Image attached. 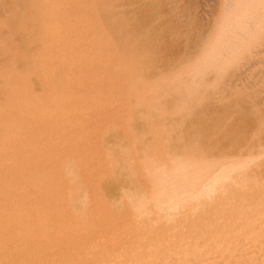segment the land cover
I'll use <instances>...</instances> for the list:
<instances>
[{
	"label": "rangeland",
	"instance_id": "obj_1",
	"mask_svg": "<svg viewBox=\"0 0 264 264\" xmlns=\"http://www.w3.org/2000/svg\"><path fill=\"white\" fill-rule=\"evenodd\" d=\"M23 1L24 0H12V1L11 0H4L5 4L8 3V8H6V6L4 5L2 0H0V4H1V2L3 4V5L1 4L0 6L5 7V9H3V7H0V12L1 11H2V13H3V11L9 12L7 14L4 13L5 14L4 16L8 15V17L6 16L7 18L3 17L2 16L3 14L0 13V14H2V15H0V25L3 24L0 26V30L2 28L1 31L3 32V33L0 32V35L4 36L2 38L3 40L6 39L7 41L9 40L10 43L12 42L11 45L13 44L14 49L16 46H17V48L18 47L20 48L18 50L11 49V48H13V46L12 47L10 46L11 48L8 47L10 44H6L7 43L6 40H4V41L0 40V42L2 41L1 42L2 45L3 44L5 45V46L4 45L2 46L0 44V46L2 47V49L0 48V50L3 51V48L6 49L4 51L8 52L7 53L8 55H11V53L15 52V54L13 53L14 55L12 54V56L9 57L11 59H12V57L14 59L17 57V55H19L20 59L18 57L16 58V60L18 59V62L16 64L17 70L19 72L22 71L20 73H22V75H24L26 78L29 75L31 76L29 81H24L25 77L22 76L24 78H23V83L22 82L21 83H22V86H24V84L26 82L27 84H25V86H29L31 84L29 87H31V86L33 87V88L32 87L29 88V87L24 86L27 89L29 88L28 90L31 91V92H27V96L29 93V97H27V96L26 97L30 98V96H31L30 93H31V94H33L31 96V98L33 99L36 97L35 98L36 100L33 99V101L31 102V99L29 101L25 96L24 97H25V100L26 99L28 100L27 103L29 104V106L33 105L34 103L36 104V105L34 104V107L36 106L34 108L35 112L37 109H38L37 112L40 113V111H41V113L39 114V118H37V116H36V117H34L35 119L33 118V116H35L34 114H36V113L33 114L34 110L32 113H30V114H33L32 115L33 120H36L37 124H35V125L36 126L39 125V129H40V123L41 122H43L45 124L48 123L49 125H51L50 127L53 126V129H54V127H56L57 125H60L61 122L63 121V126L65 124H67L68 127H70L69 128L70 130H71L72 126L75 127L74 131L76 130V128L78 129V130H76L77 131V133H76V131L75 132L73 131L74 127L72 128V131L75 134L74 135L73 133L67 132L68 128L65 125L66 129L64 131V134H65V132H67L65 134V137H62L63 134L60 133V135H59L60 137L58 138V135H57V134H59L58 132L65 128L62 125L58 126L59 128L63 127V128H60L59 131H58V128L56 130H53V131H52V129L49 128L51 130V132H50L47 130L48 129L47 128L46 129L48 131L47 134L51 133L50 135H47V137L44 136L46 131L44 130L43 127H41L40 130H42V129L44 130V135H42L43 132L41 133V131H40V133H41V135H40L38 132L39 130L36 129L38 127H35L34 129H36V132H38V134L40 136L44 137V140L41 141V139H43V138L41 137V139H40L39 135L36 133V137L38 136L37 137L38 140H35V138H36L35 137L34 140L36 142L35 141L34 142L35 143H37V141L40 142L39 144L37 143L38 145L36 144L37 146H39L41 144L38 147V150L36 149L37 146L32 143L31 146L28 144V147L32 148L34 145V147H33L34 149L31 152H29L28 151L29 148L26 147L27 144H25L26 142L22 143L23 145H25V149L28 148L26 150L27 152L25 151V149H23L25 153L29 152L31 154L33 152L32 154H34L36 152V154H34V156L31 154L34 159L29 155V153H28L29 156L24 153L27 156V157L23 158L24 159L23 165L26 168L24 166L23 167L25 168L26 172L28 171L27 169L32 168V167L30 168V166H29V165H31V161L34 162L33 160H35L40 155H43V153H44V155H43L44 159L47 158L45 163L49 160L48 159L49 156L52 158V159L51 158L50 159L53 161V162L49 161V163L47 162L48 163L47 166L45 163L40 165V161L37 162L42 167H39V165L37 163L36 164L34 163L35 165L33 164V166H34L33 170L35 169L36 165L40 169L36 168V173H35V170L32 171V169H31L29 171L34 172V174L33 173L30 174L29 172H27V173L24 172V168H23L22 175L24 173H26V175L30 174V177L34 175V177L36 179H38V181H39V182H36V180L33 178L35 181L34 184H36V186H37L42 181L43 178H45L48 175L50 176V174L52 172L59 170L60 174H59V172L56 171L57 173L54 172L51 174L52 177L48 176L49 181L47 180V178H45L46 181H48V182L44 181L43 183H46L47 188L49 186V183L51 185L54 184V183L53 184L51 183L50 179H52V182H56V181L58 182V183L57 182L55 183L54 188H55L56 184L58 186V184H61L62 181L64 180L63 183L61 184L62 186H59V187H61L58 189L59 192H57V189L55 190L53 188V190H52L50 187L48 188V191H46L47 188H42L44 186L43 183H41L42 184L41 187H39L40 185L38 187L33 186L34 185L32 182L33 179L28 177V175L26 176L28 179L25 181H28L29 179H31V181L26 182L27 185H25V186H27V189H31L30 191L26 189V192L28 194H31L32 192L34 194L35 191L37 192V190H40L42 188L41 189L42 191H40V193H39L41 195L38 194L37 196L44 198L45 194H43V193H46L47 196H49V198L45 197L44 200L45 199H47V200H45L44 202L49 200L48 204H50L49 202L51 200L50 198L52 197V195H53L52 198H54V196H56V198L58 199V200L56 199L58 201V203H55V205H53L54 209L52 208V206L50 204L49 205L50 209L55 210V207H57L56 205H59V201L61 200L60 201V207H58L56 210H58L57 212L60 211L59 214H61V212H63L65 214V212L68 211V214L66 213L64 216H65V218H67V220H69V219H71V214L74 215L73 212H75V214H79L80 212H82V210H86L87 208H90L87 210H91L92 208L94 210L95 209L97 210V209L101 208L99 203H102V201H103V203H102L103 205L105 203L106 209H104L105 206H103V208H101V211H105L109 207L108 209L110 211L112 210L115 214L117 212L126 213L128 211H131L133 208L135 209V207H137V208L138 207H142V208L147 207L145 203H143V202L138 203L136 197H134V196L131 197V195H130V193L131 194L136 193L134 191H136L137 188H138V190L142 189L140 184L138 182H136V180H137L136 176L137 175L139 178H141V177L145 178L146 177L149 180H153L151 178H155L156 176L164 177V178L165 177H171L172 178V177L180 176L181 174L185 173L186 170L183 167H185L187 165V163H196V162L198 163V162H201L203 160H208L209 158L207 156H209V155H208L207 151L211 152V153H209L210 154L209 157H211V159L213 157H216V158H214L215 160H229L230 159V160H233L234 162L238 161V162H241V163H239V166L241 165V167H244L245 163L248 164L247 168L245 166V169L244 168L242 170L239 169L245 173L250 172L251 170H253V168H255L254 170H257L256 168L258 167V163L264 161V155H263L264 153L262 152L264 150V76H263L264 75V73H263L264 72V55H263L264 54V0H243V1L242 0H227V1L226 0H206V1L205 0H73L74 2L71 0H68V1L73 2V4L71 2H67L68 6H69V4H72L73 8L71 6V9H72V11H71V9L69 7L66 8V6L64 5L66 8L65 11H68L70 9V13L68 12L69 15L71 16V14H74L71 17L74 20V21L72 20V22L75 23L74 24L75 29H77V26L79 25V24L76 25L79 20L85 19L86 21L84 20V22H88V23H86V27H84L83 25H85V24H82V23H81L82 25L78 26L79 30L83 26V28H81V31H79V32L80 33L84 32V34H86L84 37V36H82L84 34L79 33V36L80 37L82 36L81 42H83L84 40H87V41H84L85 43L83 42V44H81V42L77 43L79 40L76 42H74V40H73V42L71 41L73 44L69 43L67 40L68 39V37H67L68 33H71L70 36H73L75 34L73 31H71V28H70V31H69V29L64 28L63 30H64V32L66 30L65 34H67V35H65L63 37L66 39L60 40V42H59L60 44H58V49H60V47H61L62 50L64 49L67 51L69 46H70V48L74 47V48H72V50L73 51L76 50V52L78 51V53H75V51L73 52L72 50H69L70 52L75 54V55H73L74 57L71 54H70V56H72L73 58H79L80 59L81 57L78 56V54L80 52L79 49L82 48L85 44L83 49L85 47H88V48H87V50L81 49L82 50L81 53L83 51H85L87 53L85 55L86 56L88 55V56L86 57L84 55V58L86 60H88L87 61L88 64L86 63L85 59H82V60H84L85 63L80 60L82 62V63L80 62L81 64L79 63V61H76V59H75L74 62L78 63L81 66H79L78 64L76 65L74 62L71 61L75 65L71 63L72 67H68V69H67L66 68L67 64L64 61L67 62V61L72 60V59H70V58L67 59L66 57H70V56H65V58L67 59V60H65V58L63 56L61 57L60 50H59V54H58V51H56L55 54H53L52 58L47 61V62H50V64L45 62V63H47L46 65H50V66L52 65L50 68H52V69L54 68V70L51 71L52 75H53L52 79H51L52 81L44 79V78H48L50 76L49 70H46V72H43L44 74H42L41 76H37V74L35 75L34 71L32 70V66H31L32 61H29V60H36L35 55L37 54L38 50L35 53V50L37 48V44H35V43H36V40L39 38L37 34H35L36 36L35 35L33 36V34H32V29H34V27H35L34 26L35 24H33V22L36 23L38 20L37 19L38 17L35 14V12L33 11V8L35 9V7H38L39 4L35 6L36 3H34L33 0H25L24 2ZM62 1L63 0H55V1L52 0L50 2L49 0H47V1L45 0V3L48 2L47 3L48 7L51 5L50 3H53L54 6H50V8L54 7L53 12L54 11L59 12V10L62 7L61 8L59 7L57 10V7H55V6H58V5H55V4L57 2L59 3V5L61 3L66 4V2L64 3V1L63 2ZM20 2L24 3V4H21ZM17 3L21 4V5H18ZM45 3L43 4L42 1L40 2V4L42 5L43 8L46 5ZM62 4L60 6H62ZM82 5L86 6L85 10H84L85 6L83 7ZM15 7H16V9H15ZM79 7H82L83 9H79ZM18 8H20V9H18ZM55 8L57 11L55 10ZM79 10H82L83 12L85 11L84 13H86V14H82L83 12L81 13V11H79ZM12 12H13V14H12ZM10 13H11V15H10ZM81 15H84V16H81ZM1 16L3 19L1 18ZM29 16H31L33 18L34 17H37V18L35 20V18L32 19L30 17L32 19L31 20V19H29ZM74 16H76L77 18H75ZM77 19H79V20H77ZM82 20H81V22H82ZM14 22H16V23H14ZM256 22H258V23H256ZM25 23H27L28 25H25ZM73 23H72V25H73ZM19 24H20V26H19ZM31 24H33V25H31ZM23 25H25V26H23ZM36 25H37V23H36ZM72 25H71L72 30H74L75 33L77 34L78 33L77 30H75L74 26H72ZM23 27H27V28L25 29ZM4 28L8 34L5 32ZM84 28H85V30H82ZM26 31H28V32H26ZM33 32L37 33V30L34 29ZM23 33H25V34H23ZM29 34H30V36H29ZM7 35L9 37V39L6 38ZM21 35H22V38H21ZM1 36H0V39H1ZM75 36H76V38H75V40H76L78 36L77 35H75ZM15 37H17L18 39L17 38L15 39ZM32 37H35V38L32 39ZM74 37L73 38L70 37V40L74 39ZM80 37L78 39H80ZM23 38H24V40H23ZM27 38L30 39V41H28ZM60 38H62V35ZM82 39H84V40H82ZM17 40H18V43H17ZM9 41H8V43H9ZM202 41H204V42L202 43ZM25 42H27V43H25ZM37 42H38V40H37ZM66 42H68V45H66ZM74 43H76V44H74ZM86 43L88 44L87 46H86ZM17 44H19V45H17ZM80 44H81V46H80ZM6 45H7V47H6ZM30 46H31L30 49L34 50L33 52L29 49ZM8 48H10V49H8ZM26 50H28L30 52V55L27 54L29 52ZM4 51L2 53H4ZM24 52H26V53H24ZM33 54H35V55L33 56ZM56 54H57V56H56ZM83 54H81L80 56H83ZM150 54H151V56H152V54H154L153 55L154 57L153 56L150 57ZM2 55H3V58H6L5 61L2 60L3 59ZM4 55L5 54H1V52H0V57L2 58V59L0 58V66L4 65L5 63H7L6 61L9 60L8 55L7 56L6 55L4 56ZM24 55L27 57V60L29 57L28 63L26 62V59H25L26 57ZM183 55L187 58H185ZM54 56H56V57H54ZM58 56H59V58L60 57L63 58L62 60L59 59V60H61L62 63L58 62V60H56L58 58ZM76 56H78V57H76ZM23 57L25 59L24 60L25 62L21 61V60H23L22 59ZM53 57H54V59H53ZM153 59H155V60H153ZM182 59H183V61H181ZM53 62L54 63L58 62V63H57V65L53 66L54 65ZM148 62H149V64H148ZM63 63L66 64L65 67L62 68L64 70L63 73H65V74H61L62 70L61 69H60L61 71L59 70V66H61L60 64H62V66H64ZM67 63H69V62H67ZM71 64H69L68 66H71ZM85 64H86V66L90 65L92 68L87 67L88 69L86 70ZM82 66L85 67V68H83L84 70H86L85 73L90 71L89 68L91 69V72L95 73L94 74V73L90 72L91 76L93 74L92 77H96L98 80H99V78L102 77L101 78L102 81L101 80L99 81V83L101 82V84L99 86H101L102 84L104 86L103 87L101 86L100 88H99V86H98V88L96 87L97 88L96 90H98V89H100V90H99V92L97 91L98 93L94 92L96 94L95 96H94V93H92V91L95 90L94 87L97 85L98 80L93 79L92 81H90L89 79H91L92 77L90 78L88 73L85 75V76L88 75V77H86V79H88V80L85 79L87 81V83H86V81H85V83H82V81L84 79H82L83 77L81 78V76H79L80 78L78 79V83L79 82L82 83L83 86L81 88H83V89H81V88L79 89L80 86L77 87L78 84H76L75 90H77V88H78L79 93H80V91H82V90L83 91L84 90L89 91V89H90V90H92L91 91L92 94L87 91L86 92L87 94L84 95V94H82L83 92L81 94H79L77 91H75L78 93L75 95V92H72V91H74V88L72 87L73 83H75L74 77L77 78L78 77L77 75H80V73H81V75L84 74V70L81 68ZM251 66H253V68H251ZM143 67H144V69H143ZM47 68H49V67H47ZM69 68H71V69H69ZM78 68H80L82 70L79 69L78 70L79 73L77 72L76 73L77 75L75 74L76 76L73 77L74 81L72 83V86H71V83L67 84V83L71 82L70 79L67 80L69 78V76L68 75H67L68 77H63V76H66V74H67L66 72L68 70L72 71V69H74L75 70L74 72H76ZM95 70L97 73L95 72ZM173 70H174V72H173ZM43 71H45V70H43ZM32 72H33V74H32ZM47 72H49V73H47ZM55 72H57L59 74V75L57 74L58 77L61 75L59 77L60 79H61V77L63 78V80L65 78H67L66 80L68 82L66 81V84L70 85V87H72V91L70 89V91L72 93L69 94V92H68L69 87L66 86L65 83H60V81H58L59 79H58ZM74 72H73V74H71L72 72H68V73H69V75L71 74V76H73ZM26 73L28 75H25ZM44 75H45V77H44ZM54 75H56L58 80L54 79L55 78ZM217 75H219V76H217ZM22 77H20V78L22 79ZM218 78H220V79L218 80ZM44 80L47 83L48 82L51 84L54 83L53 84L54 86L57 85L58 83H60L62 87H64V85H65L67 87L66 88L67 90L65 89V91H67L70 96H71V94L75 95V98L72 95V97L74 98V101H72L73 98H72V100H71V98H70V100H67L66 97H68L69 95L65 94L66 96H64V98L66 100L62 99V101H61V99H60V101H61V102L59 101L60 104L57 103V105L59 104L60 108H62L63 106L64 107L66 106V105L62 104L63 101H66L65 103H67V105L69 104L70 106L69 105L68 106L70 108L73 107L74 109L72 108V110L74 111L75 110L74 104L76 106V103H77V102L76 103H74V102H75V100L79 99L80 100V102H78L79 106H76V107L77 108L81 107V110H80V108L78 110V112L79 111H81V112L78 113V112L74 111L72 113V110L70 109V111H71V113H70L69 109H68L69 107L68 108L66 107V111L68 109V112L64 111L65 112L64 113L62 111V109H59V113L57 114L58 109H55L56 107H54V105L59 100L60 96L63 97L61 92H65V91L63 89L59 88L60 89L59 92L61 94L60 95V94H58V91H57V90H59L57 88L58 85L56 86V88H57V90H56V89H53V86L51 84H50L51 87L50 86L49 87L52 88L53 90L51 89L49 91V89H48L49 87L48 88L45 87L46 85L48 86L49 83L48 84L46 83V85H44ZM54 80H55V82H54ZM63 80L61 79V82H63ZM94 81L97 83H96V85H94V83H93L94 87L92 88V87H90V84H92V82H94ZM240 81H242V82H240ZM76 83H77V81H76ZM168 83H170V84H168ZM188 83H190V85ZM62 84H64V85H62ZM20 85L21 84L19 83V87H21ZM79 85H81V84H79ZM86 85H88V86H86ZM195 86H196V88H195ZM24 87H23L22 91L24 90ZM88 87H90V88H88ZM160 88H162V89H160ZM43 89L45 91L44 96H43V93H44ZM197 89H199V90H197ZM61 90H63V91H61ZM48 91L49 92L52 91L50 94L54 95V96H52L53 100L55 101V103H53V107H52V105H50V103H51L50 99L52 100L51 96H50L51 98H49V100L41 102L42 98L45 96H46V99H48L47 98V95L49 94ZM7 93L8 92H6L4 86L0 88V102L1 103L4 102L3 99ZM24 93H25V91H24ZM55 93H57L59 95L58 98H56L57 95ZM201 94H203V95H201ZM24 95H26V93ZM34 95H36V96L34 97ZM79 95L80 96L82 95V96L80 97ZM86 95L91 96L93 101L99 100V102H101V100H102V102H103L102 105L98 103L99 105H96V106H95V104L97 102L95 104L93 103L94 105L92 104V101H91V103L87 102L88 106L90 103L89 107L92 106L90 108L91 110L96 107L97 113H96V111H92V112H95L94 114H92V112L89 111L88 106L80 104V103H83V101H81V99L84 100V103L86 102ZM193 95H195V96H193ZM37 96H38V98H40L39 100L37 99ZM76 96H77V98H76ZM84 96H85V98H84ZM89 96L87 98L88 99L87 101L92 100V99L89 100V98H90ZM78 97H80V98H78ZM186 97H187V99H185ZM240 97H241V99H240ZM54 98H56V99H54ZM34 100H35V102H34ZM49 101H50V103H49ZM71 101L73 102V104L70 103ZM46 102L49 103L48 106L50 109H51V107H52V109L53 108L55 109L54 110L55 113L50 112L53 110L47 109L48 110L47 111L46 109H44V104L46 105ZM235 104H236V106H235ZM104 105L107 107V109ZM97 106H99V108ZM64 107H63V110L65 109ZM100 107L102 109H104L105 112H104V110L102 112V109L100 111ZM103 107H105V108H103ZM165 107H166V109H165ZM41 108H42V110H44L43 112H42ZM45 108H47V107H45ZM97 108H98V110H97ZM190 108H192V109L190 110ZM25 110H28L27 107ZM60 110H61V112H60ZM143 110L144 111L146 110L145 111L146 113ZM171 110H172V112H171ZM179 110H180V112H179ZM30 111H32V110H30ZM49 112L51 114H49ZM83 112L85 113V114H83L84 115L83 118L86 119L87 122H89L88 124H87V122L84 121V119H80V117L78 116V115L81 116L80 113H83ZM26 113L28 114V111H25V114ZM88 113H89V115H86ZM142 113H143V115H142ZM173 113H174V115H173ZM184 113H185V115H184ZM52 114L53 115L57 114V116L59 117L58 119H60V117H61L62 120L58 121L57 117H55V115L53 116ZM60 114H62V115L59 116ZM96 114H99V115L96 116ZM108 114H110L111 115L110 117L113 118V122L116 120V118H117L118 122L116 120L113 123L112 119L111 118L109 119ZM168 114L170 115V117ZM186 115H187V117H186ZM87 116H88V118H86ZM107 116H108V119L110 120L109 125L107 124L109 121L108 122L105 121L107 119ZM232 116H235V117H232ZM25 117H27L29 119V118H31V115H30V117H28V115L27 116L24 115V119H25ZM98 117H100V119H99L100 122H102V119H104L103 122L105 121L106 123L102 122V124H104V125L106 124V128H105V126L103 127V125H101L99 123ZM105 117H106V119H105ZM180 117L183 119H180ZM27 118H26V122L24 119H23L24 121L23 120L22 121L25 122L26 124L28 123L27 125H29L32 121H31V119L27 121ZM81 118H82V116H81ZM161 118L163 120H161ZM38 119H41L39 121L40 123L38 122ZM91 119L92 120L96 119L97 121L94 120V122H93ZM133 120H134V123H132ZM151 120H153V121H151ZM29 121H31V122L29 123ZM23 122H22V125H23L22 131L24 129ZM91 122L94 124H92ZM89 124L94 125V126H90ZM114 124H116L115 125L116 127H119V128L121 127L120 128L121 132H124L127 129L129 132L125 131V133H127V134H124V133L121 134V132L119 131L120 129L118 130V128H115ZM150 124L152 126H150ZM27 125H25L26 126L25 128H28ZM35 125L33 123V126L31 125V127H29V129H28L29 133L32 132L30 130ZM107 125H108V128H107ZM125 125H127L126 126L127 128H125V130H124L122 128V126L124 127ZM200 126H201V128H199ZM92 127H94V128L96 127L95 129H97V128L99 129V127H102L103 129L100 128V130L102 132L97 129L98 131H100L99 133H101V134L98 135L99 133H96L95 130L93 131L94 128H92ZM146 127L147 128L149 127V128L146 129ZM151 127H152V129H153V127L155 129V127H156V131L154 129L151 131V129H150ZM160 127H161V129H159ZM221 127H224V129ZM149 129L153 133L152 137H149L152 135V133H150L148 131ZM79 130H81V131H79ZM110 130H111V132H110ZM113 130H114V132H113ZM158 130H160V131H158ZM190 130H191V132H190ZM199 130H200V132H199ZM24 131L26 134L23 132L24 133L23 137L28 138V139L33 137L34 132L29 134V133H27L26 129H24ZM72 131H70V132H72ZM78 131H79V133H78ZM90 131H93L95 133L93 134V132H92V134L90 136V135H88V134H90ZM130 131H131V133H130ZM144 131H145V134L143 133ZM166 131H168L170 133V135L172 133L174 135H171V137H170L169 133ZM52 132L53 133L56 132L57 134L53 135ZM80 132H82V134ZM136 132H139V133H136ZM146 132H147V134H146ZM218 132H220L221 135ZM103 133H104V135H106V133H107V135L102 136ZM132 133H133V135L139 134L140 137H139V135L138 136L137 135L132 136ZM162 133L164 135H162ZM165 133H166V135H165ZM187 133L189 135H187ZM28 134L31 137L30 136L26 137V135H28ZM71 134H73V136H75V139L73 138V136ZM76 134H80V136L77 138ZM86 134L88 136L92 137V140L94 138L95 139L97 138V140H98V137H99L100 143H99V141L97 142L94 139L92 142L95 141L96 143H94V146H93V143L91 142L90 137L89 138L86 137V140H88V139H90V140H88L87 141L88 143H85V145H84V143L83 144L80 143L79 141H81V140L83 141L84 135L87 136ZM193 134H195V135H193ZM240 134H241V136H240ZM51 135L53 138L56 137V140L59 139L61 145L65 142H67V141H65L63 143L61 142L62 139H63V141L66 140L67 137H69V140L72 139L71 141L74 140L73 142H75L79 139L75 143L78 144V142H79L80 145H83V146H81V149H78L79 152H75V153H78V156H81V157H78L76 155L78 157L77 158L75 156V153L72 155L70 154L68 156H63L65 152L62 151V153L64 152L62 155V153L60 152V150L62 149V146H60V143H58V145L55 144V142L57 143V141L55 139H54L55 142L53 140H50L49 143L47 142V144H45V146L47 145L46 146L47 148L45 146H43L44 143H46L44 141L52 138V137L48 138ZM70 135L72 138L70 137ZM92 135H95V136H92ZM158 135L160 136L159 137L160 140L162 138L161 135L163 136V138L161 140V142L163 141L162 142L163 146L161 145L160 140L157 138ZM128 136L132 137V138L134 137L133 142H132L131 138L128 139L129 138ZM188 136H190L189 137L190 139L188 138ZM61 137H62V139H61ZM138 137L140 139L141 138L142 139L139 140ZM153 137H155V139H153ZM259 137H261V138H259ZM156 138L159 140L160 147H159L158 142H156L155 144H154L155 141L153 142V140H156ZM165 138H167L166 141L164 140ZM170 138H171V141L169 144L168 140H170ZM211 138H212V140H211ZM124 139L126 140L125 143H127V144L125 146H127V147H125L123 144ZM24 140H27V139H24ZM31 140L33 142V138ZM226 140H227V142H225ZM89 141H90V143H89ZM102 141L105 143L103 144ZM130 141H131V143H134V144L130 145ZM42 142H44L43 145H42ZM70 142H68V144L65 143V144H67V147H65L66 146L65 144H64L65 146H63V147H64V149L67 148V149L71 150V153H72V149H74V148L76 149L80 145H78V146L75 145L73 147V142H72V144ZM101 142L103 145H101V147H100ZM121 142H122V144H121ZM51 143L55 144V146H53ZM97 143L99 146L97 145ZM139 143H141V144L144 143V145H141ZM149 143H151V145ZM182 143L185 145V147L189 143L188 146L190 149L186 148L188 151L185 150V147H184V145H182ZM18 144L20 145V142ZM90 144H91V147L89 148L88 146ZM95 144H96V146H95ZM147 144H149L150 146L149 145L147 146ZM166 144H167V146H169V145H171V146H169V148H168L166 146ZM23 145H22V148H24ZM129 145L131 147L134 146V148L133 147L130 148ZM202 145L204 146V148ZM35 146H36V148H35ZM41 146H43L46 149L43 150L42 149L43 147H41ZM59 146H60V148H59ZM92 146L94 149H92ZM104 146H105V148H104ZM137 146H138V148H137ZM139 146H141V148ZM143 146L146 150L144 148H142ZM182 146H183V148H182ZM17 147H18V145H17ZM19 147H21V146H19ZM57 147H58V149H57ZM84 147H86V148L88 147V149H89V151H91V153H94V151L99 149V147L101 149L103 148V151H102L103 155H104V153L106 155L102 156L101 155L102 152L100 153V151L97 150V151H95L94 156L96 154L98 155L100 153L102 158L100 156H97V155L94 157L93 154H91L90 152L86 153V150H88V149H85ZM123 147H125L124 149H126V150H124V149L122 150ZM165 147H167V149ZM216 147H219V148H216ZM22 148H19L18 150H20V149L22 150ZM193 148H195L196 150H194ZM228 148L230 149L229 151H228ZM54 149L56 151L60 152L61 154L60 153L58 154V152H56ZM82 149H83V152L86 153V155L88 153H90V156L92 155L93 159L94 158L97 159V157L99 159V157H100L101 159H99V162H100L99 166H101V167L99 168V166H98V168H96V166L99 164L97 162L98 160H96V159L95 160L91 159L89 161L90 163L96 161V162H94L95 165H93L94 163L90 164L89 162H87L88 163L87 164L86 160L89 159V155H87L88 158L85 155L84 156L85 160L82 161L81 158L83 159V155L85 154V153L83 154ZM106 149L107 150L109 149V152H107ZM133 149L135 151H132ZM182 149H184L185 151ZM247 149L249 152H247ZM259 149L261 151L258 152ZM76 150H74V151H76ZM111 150H112L113 154L111 153ZM138 150H139V152H138ZM150 150H151V152H150ZM168 150L171 151L172 154H171V152L170 153L167 152ZM212 150H213V152H212ZM65 151L67 152V150H65ZM144 151L148 152L149 155ZM181 151H184V152L181 154ZM219 151L222 153H220ZM223 151H225V152H223ZM226 151L229 152L228 156L224 155V153H227ZM230 151H233V152H230ZM250 151H253V153L252 152L250 153ZM37 152H38V154H37ZM45 152H47V153H45ZM162 152H163L162 155L165 157H163L160 154ZM164 152H166V153H164ZM257 152L260 153L259 155H261V156L257 155L259 157V159L257 158L256 159L257 161H254V159L256 158L255 155L257 154ZM18 153H19V151H18ZM20 153H22V152H20ZM68 153H70V151H68ZM80 153H82V154H80ZM120 153L127 158L126 159L127 161L122 156H118ZM246 153H248V154H246ZM249 153L251 154V156H255V158H253L252 162L250 161L251 159H247L248 162L246 160ZM52 154H54L55 156L58 154V156H60V159L61 158H63V159H61V160L57 159V158H59L58 156H56L57 158H53ZM140 154L144 155V156L142 157ZM152 154H154L155 156H152ZM169 154L171 157L169 156ZM174 154H175V157H174ZM216 154H218V155H216ZM65 155H67V153H65ZM132 155H134V156H132ZM135 155H136V157L137 156L140 157V158L137 157V158H139V160H136L135 158H133V157H135ZM188 155H189V157H188ZM219 155H220V158H219ZM262 155H263V157H262ZM20 156H23V155H20ZM35 156H36V158H35ZM117 156L119 157V159ZM176 156H178V157L176 158ZM234 156L235 157L237 156L238 158L236 159ZM40 157H42V156H40ZM71 157H73V158H71ZM229 157H232V158H229ZM112 158H114V159H112ZM115 158H117V160H115ZM141 158H143V159H141ZM165 158H167V159L169 158V159L166 161ZM227 158H229V159H227ZM56 159H57L56 163L58 164L57 166L54 165ZM66 159L67 160L73 159V160H75V163H74V161H67ZM110 159L113 160L114 162L116 161V163H114V162L110 163V161H111ZM140 159H141V161L142 160L143 161L141 162ZM37 160H39V158ZM40 160H41V158H40ZM42 160H43V158H42ZM78 160L82 161V164H81V162L79 164L77 162ZM105 160H107V161H105ZM132 160H133V162H132ZM43 161L41 163H43ZM249 161L252 164L250 166H249V164H250ZM63 162L66 166H68V167L70 166L71 169L65 168V165H63ZM76 162L79 164L78 166H77ZM106 162H109V163H107V165H106L105 164ZM126 162H129V163L126 164ZM135 162H136V164H135ZM140 162H141V164H140ZM254 162H255V164H254ZM28 163H30V164L28 165ZM66 163H68V165ZM84 163H85V165L86 164L88 165V166H86V168H84L85 167ZM74 164H76V165H74ZM111 164H115V165L120 164V166H118V167L115 166V168H114V166ZM260 164L262 166H260ZM260 164H259L258 170L261 169L262 167H264L263 166L264 162L260 163ZM52 165H53V167H52ZM108 165H109V169L111 166H112L111 168H114V169H111L110 171L108 169L109 172L107 171V169H106V171L104 170L103 173H105V174L107 173L110 176L109 177L106 174L105 176L107 178H105L104 175L101 174L102 173L101 169L103 168L102 166H104V168H106V167H108ZM139 165H141V166H139ZM62 166L64 168H62ZM92 166H95V167L93 168ZM131 166H134V167H131ZM54 167L55 168L58 167V168L53 169V171H52V168H54ZM59 167H61V168H59ZM137 167H138V169H136ZM140 167H141V169H139ZM248 167L250 168V170ZM41 168H43V169H41ZM76 168L79 169V172H78V170H77V172L80 173L79 174L80 176L74 172V171H76V170H74ZM121 168L123 169V171ZM127 168H129L128 169L129 171L127 170ZM133 168H134V170H133ZM46 169L51 170V172H48L49 170H46ZM63 169H65V171ZM68 169H70V170H68ZM98 169H100V171H98ZM118 169H120V170H118ZM246 169H247V171H246ZM38 170H43L41 172L39 171L40 176L37 175V174H39V172H37ZM132 170L134 173L132 172ZM137 170L140 171L139 172L140 174L143 170V173L146 174V175H144L145 177H143V175L139 176L140 174L137 173L138 172ZM144 170L146 172H144ZM69 171L70 172L73 171L74 175H73V173H71L72 176L76 177V175H77L79 177L75 178V177L69 176V174H70ZM86 171L87 172L91 171V173L90 172L87 173ZM92 171H94V172H92ZM120 171H122V172L120 173ZM47 172L49 174H46ZM129 172H130V174H129ZM89 173H90L91 177H93L94 173L96 175L100 173L99 175H101L100 176L101 179L99 176L97 177L94 174V177L91 180H89L90 179ZM111 173H112V175L114 174L116 178L114 176H113V178H111L112 177V175H110ZM44 174H46V175H44ZM62 174H63V176H62ZM86 174L88 175L89 179H87ZM55 175H56V177H55ZM23 176H25V175H23ZM60 176L63 177V179H61V181H59L60 179H58V178H60ZM129 176H132V177H130V178H132L131 181H130V178L128 179ZM54 177L55 178L58 177L57 178L58 180H55ZM70 177L73 178L72 179L73 181H71ZM67 178H70V179L68 180ZM79 178H83L84 180L87 179V183H85L86 185L84 184V182H86V181H83V179H79ZM97 178H99V181L103 180L104 182L103 181L102 182L97 181L98 180ZM103 178H105V179H103ZM53 179L55 181H53ZM92 180H93V183L89 184L88 181L92 182ZM129 181H130V183H129ZM31 182H32V186L34 187V189L36 188L37 190L33 191L34 189L32 186L28 187L30 185L29 183H31ZM59 182H61V183H59ZM77 182L78 183L80 182V184L82 182V184H81L82 187ZM134 182H136L135 185H134ZM69 183H71V185ZM47 184H48V186H47ZM93 184L95 186L101 185V187L100 186H99L100 188L94 187ZM72 185H74L73 187H77L79 185L81 187L82 192L80 191V189H78L79 186H78V188H74V190L72 191L71 190L73 188ZM68 186H69L70 190H69ZM51 187H53V186H51ZM56 188H58V187H56ZM63 188H65V189H63ZM93 188H95V189L93 190ZM43 189H45V191ZM49 189H50V191H49ZM61 189H63L64 192L61 191L62 193H60ZM75 189H76V191H75ZM83 189H85L84 192H83ZM51 191H54L55 193H53V192L50 193ZM98 191H99V193H98ZM101 191H102V195L100 194ZM68 192L72 193V194H74L73 192H75L76 195L75 194L72 195V196H74V200H72L73 198L71 199V197H70L71 195H69ZM63 193H65V196H67V193H68L69 199H68V197L64 198ZM77 193H79V196L77 195ZM89 193H91V194H89ZM96 193H97V196H96L97 201L94 199L95 198L94 196L96 195ZM36 194L37 193H35L34 195L36 196ZM42 194H43V196H42ZM76 196H78V197H76ZM39 197H36V198L38 199ZM59 197L60 198L63 197L64 200L68 199V201H69L68 202L69 204H67L68 206L66 205V207H64L65 203H67V202L66 201L63 202V198L60 199ZM99 198H101L102 200H100ZM40 199L41 198H39L37 200V202ZM71 200H72V202H70ZM81 200H83V201H81ZM133 200L134 201L136 200L134 202L135 205L133 204ZM54 201H51V202H53L52 204H54ZM42 202L39 201L38 204L40 205V203H42ZM44 202H43V205H40V206H43V207L47 206V208H48L49 206H48V204H46L47 202L46 203H44ZM94 202L97 203V204H95V208H94ZM61 203L64 204L62 206L65 208V209L63 208L62 211H61V208H62ZM97 206H99V208H96ZM59 208H60V210H59ZM29 210L32 211V209H29ZM69 210L70 211L73 210L71 214H70ZM53 214L55 215L54 212H53ZM80 214H82V213H80ZM57 216H56V219L58 220V217L60 219L58 222L62 223L63 217L61 219V217H60L61 215L58 217ZM61 220H62V222H61ZM65 222H66V220H64L63 223H65ZM67 223H70V220L67 221Z\"/></svg>",
	"mask_w": 264,
	"mask_h": 264
},
{
	"label": "bare ground",
	"instance_id": "obj_2",
	"mask_svg": "<svg viewBox=\"0 0 264 264\" xmlns=\"http://www.w3.org/2000/svg\"><path fill=\"white\" fill-rule=\"evenodd\" d=\"M12 1V0H11ZM25 1V0H24ZM23 1V2H24ZM43 2V4L45 3V0H33V2L34 3H36L35 4V6L36 5H38L39 4V6L41 5L40 4V2ZM47 1V0H46ZM50 2L52 1V0H49ZM53 1H55V0H53ZM64 1V3L66 2V4H62V6H60L59 5V3L57 2L55 5H58V6H55V7H57V10H58V8L60 7H62L60 10H59V12H53V10H54V7L53 8H50V6H54V4L53 3H50L51 5L48 7L47 6V3H45L46 5H45V7L43 8L42 7V5L39 7H35V9L33 8V11L35 12V14L37 15V17H34L35 18V20H36V18L38 19L37 20V25H36V23L35 22H33V24H35L34 26L36 27H34V29L35 30H37V33H35V32H33V30L34 29H32V34H33V36L35 35V34H37L38 35V42H37V40H36V43L35 44H37V48H36V50H35V53H36V51L38 50V52H37V54L35 55V54H33V56L35 55V58H36V60H29V57H28V60L29 61H32L31 63V66H32V70L34 71V74L36 75L37 74V76H41L42 74H44L43 72H46V70H49V72H50V76L48 77V78H44L45 80L47 79V80H51L52 79V72L51 71H53L54 70V68L52 69V68H50L51 66L50 65H46L47 63L48 64H50V62H47L49 59H51L52 58V56H53V54H55V52L56 51H58V54H59V50H60V55H61V57L63 56L64 58H65V56H70V54L73 56V55H75L74 53H72V52H70L69 50H72V48H74V47H71L70 48V46H69V48L67 49V51L66 50H62L61 49V47H60V49H58V44H60L59 42H60V40L61 39H66V38H64L63 36H65V35H67V34H65V32H66V30H65V32H64V28L65 29H69V31H70V28H71V31H73L74 32V34L75 35H77L78 37H77V39L75 40V38H76V36L75 35H73V36H70L71 35V33H68V42L69 43H71V44H73L72 42H73V40H74V42H76V41H78L77 43H79V42H81V37L82 36H84L85 37V35L86 34H84V32L83 33H80L79 31H81V28H83V26L84 27H86V23H88V22H84V20H82V22H81V20H79V19H77V20H79L78 21V23L76 24V25H78V26H80V25H82V24H85V25H83L81 28H80V30L78 29L79 27L77 26V29H75V23H73L72 22V15H74V14H71V16L69 15V13H70V9H71V6H72V8H73V0H71V1H73V2H71V1H68V0H63ZM62 1V2H63ZM206 1V0H205ZM227 1V0H226ZM243 1V0H242ZM2 2L4 3V0H2ZM2 2H1V4H2ZM18 2V1H17ZM32 2V3H33ZM67 2H71L72 4H69V6H68V3ZM212 2V1H211ZM240 2V1H239ZM11 3V2H10ZM16 3V2H15ZM21 3V2H20ZM31 3V4H32ZM210 3V2H209ZM233 3V2H232ZM242 3V2H241ZM257 3V2H256ZM0 4V5H1ZM18 4V3H17ZM21 4H24V3H21ZM21 4H18V5H21ZM3 5V4H2ZM4 5L6 6V8H8V3L7 4H5L4 3ZM28 5V4H27ZM33 5V4H32ZM66 6V8H70L68 11H65L66 10V8H65V6ZM244 5V4H243ZM251 5V4H250ZM25 6V5H24ZM83 6V5H82ZM85 6V5H84ZM83 6V7H84ZM0 7H3V6H0ZM42 7V8H41ZM99 7V6H98ZM85 8H86V6L84 7V10H85ZM113 8V7H112ZM230 8V7H229ZM242 8V7H241ZM3 9H5V7H3ZM2 9V10H3ZM15 9H16V7H15ZM18 9H20V8H18ZM79 9H83L82 7H79ZM102 9V8H101ZM204 9V8H203ZM8 10V9H7ZM32 10V9H31ZM55 10H56V8H55ZM56 10V11H57ZM18 11V10H17ZM71 11H72V9H71ZM79 11H81V13L83 12L82 10H79ZM69 12V13H68ZM85 12V11H84ZM82 13V14H86V13ZM238 12V11H237ZM0 13H2V11L0 12ZM7 14V13H9V12H4L3 11V15L2 14H0V15H2L3 17H5V18H7L8 17V15H6V16H4L5 14ZM12 14H13V12H12ZM31 14V13H30ZM80 14V13H79ZM228 14V13H227ZM238 14V13H237ZM10 15H11V13H10ZM9 15V16H10ZM21 15V14H20ZM35 15V16H36ZM63 15V16H62ZM2 16H1V18H2ZM16 16V15H15ZM14 16V17H15ZM62 16V17H61ZM80 16V15H79ZM81 16H84V15H81ZM13 17V18H14ZM23 17V16H22ZM21 17V18H22ZM31 16H29V19H34L33 17H31ZM75 18H77L76 16H74ZM4 18V19H5ZM101 18V17H100ZM3 19V18H2ZM28 19V20H29ZM31 19V20H32ZM205 19V18H204ZM6 20V19H5ZM234 20V19H233ZM21 21V20H20ZM27 21V20H26ZM74 21V20H73ZM86 21V20H85ZM13 23V22H12ZM14 23H16V22H14ZM29 23V22H28ZM72 23H73V25H72ZM82 23V24H81ZM256 23H258V22H256ZM5 24V23H4ZM33 24H31V25H33ZM1 25H3V24H1ZM0 25V26H1ZM25 25H28L27 23H25ZM25 25H23V26H25ZM71 25L72 26H74V29L75 30H77V34L75 33V31L74 30H72V27H71ZM8 26V25H7ZM19 26H20V24H19ZM236 26V25H235ZM4 27V26H3ZM22 27V26H21ZM31 27V26H30ZM23 28H27V27H23ZM8 29V28H7ZM22 29V28H21ZM20 29V30H21ZM242 29V28H241ZM1 30H2V28H1ZM0 30V32L1 33H3L2 31ZM4 30H5V28H4ZM82 30H85V28L84 29H82ZM9 31V30H8ZM244 31V30H243ZM5 32H6V30H5ZM26 32H28V31H26ZM72 32V33H73ZM7 33V32H6ZM79 33L80 34H84V35H82L81 37L79 36ZM8 34V33H7ZM22 34V33H21ZM23 34H25V33H23ZM31 34V35H32ZM18 35V34H17ZM61 35H62V38H60L61 37ZM1 36V35H0ZM29 36H30V34H29ZM36 36V35H35ZM75 36V37H74ZM4 36H1V39L0 40H2V41H4V40H6V39H2ZM11 37V36H10ZM18 37V36H17ZM17 37H15V39L17 38ZM26 37V36H25ZM24 37V38H25ZM28 37V36H27ZM70 37H74V39H71L70 40ZM80 37V39H78ZM7 39H9V37H8V35H7V37H6ZM21 38H22V35H21ZM24 38H23V40H24ZM35 37H32V39H34ZM18 39V38H17ZM28 39V38H27ZM85 39V38H84ZM84 39H82V40H84ZM204 39V38H203ZM12 40V39H11ZM22 40V41H23ZM66 40V41H67ZM188 40V39H187ZM1 41V42H2ZM7 41V40H6ZM5 41V42H6ZM9 41V40H8ZM8 41H7V43L6 44H10L8 47H12L13 46V44L11 45V43H10V41H9V43H8ZM27 41V40H26ZM28 41H30V39H28ZM72 41V42H71ZM84 41H87V40H84ZM83 41V42H84ZM0 42V44L2 45V43ZM35 42V41H34ZM33 42V43H34ZM68 42H66V45H68ZM83 42H81V44H83ZM204 41H202V43H203ZM261 42V41H260ZM17 43H18V40H17ZM25 43H27V42H25ZM31 43V42H30ZM85 43V42H84ZM88 43V42H87ZM86 43V46L88 45ZM188 43V42H187ZM29 44V43H28ZM34 44V45H35ZM74 44H76V43H74ZM81 44H80V46H81ZM146 44V43H145ZM4 45V44H3ZM2 45V46H3ZM17 45H19V44H17ZM30 45V44H29ZM28 45V46H29ZM62 45V44H61ZM5 46V45H4ZM16 46V45H15ZM36 46V45H35ZM73 46V45H72ZM83 46V45H82ZM84 46H85V44H84ZM83 46V47H84ZM6 47H7V45H6ZM5 47V48H6ZM10 47V48H11ZM33 47V46H32ZM79 47V46H78ZM77 47V48H78ZM83 47L82 48H80L79 50H80V52H79V54H78V56L79 57H81L80 59L79 58H73L72 56H70V57H66L67 59H72V60H69V61H67V62H69V63H67L66 61H64L66 64H67V69H68V67H72V64H78V63H76V62H74L75 61V59H76V61H79V63L81 62V61H83L84 62V60H82V59H85L84 58V55L85 54H87L85 51H83L82 53H81V49H83ZM150 47V46H149ZM203 47V46H202ZM0 48L2 49V47L0 46ZM10 48H8V49H10ZM31 48V46L29 47V49ZM34 48V47H33ZM87 48L88 47H85L83 50H87ZM234 48V47H233ZM11 49H14V46H13V48H11ZM18 49H20L19 47L17 48V46L15 47V49L14 50H18ZM4 50H6V49H4L3 48V51ZM13 50V51H14ZM31 50V49H30ZM155 50V49H154ZM238 50V49H237ZM2 50H0V52H1V54H5L6 56L8 55L7 53L8 52H5L4 51V53H2L3 52ZM8 51V50H7ZM12 51V50H11ZM21 51V50H20ZM26 51H28V50H26ZM32 52L34 51V50H31ZM73 51V50H72ZM75 51V53H78V51L76 52V50H74ZM73 51V52H74ZM201 51V50H200ZM22 52V51H21ZM29 52V51H28ZM70 52V53H69ZM85 52V53H84ZM154 52V51H153ZM14 54H15V52H13ZM13 53H11V55H8V58L10 57V56H12V54ZM24 53H26V52H24ZM84 53V54H83ZM143 53V52H142ZM13 54V55H14ZM27 54H29L30 55V52L29 53H27ZM81 54H83V56H80ZM250 54V53H249ZM4 55V56H5ZM59 55V56H60ZM140 55V54H139ZM154 54H152V56H153ZM264 55V54H263ZM25 56V55H24ZM37 56V57H36ZM56 56H57V54H56ZM56 56H54V57H56ZM59 56H58V58L56 59V60H58V62H61V60L63 59V58H59ZM78 56H76V57H78ZM86 56V55H85ZM88 56V55H87ZM86 56V57H87ZM151 56V54H150V57H152ZM184 56V55H183ZM17 57L20 59V57H19V55H17ZM16 57V58H17ZM26 57V56H25ZM31 57V56H30ZM54 57H53V59H54ZM72 57V58H71ZM149 57V58H150ZM154 57V56H153ZM185 57V56H184ZM1 58V57H0ZM2 58H3V55H2ZM1 58V59H2ZM7 58V59H8ZM16 58H14L13 59V57H12V59L11 58H9V60L8 61H6L7 63H5L4 65H2V66H0V86L1 87H3L4 86V88H5V90H6V92H8L5 96H4V102L3 103H1L0 104V264H264V167H262L261 169H259L258 170V167H259V164L260 163H263V162H260V163H258V167L256 168L257 170H254L255 168H253V170H251L250 172H247V173H245V172H242L241 170L244 168L245 169V166H246V168H247V166H248V164H246L245 163V166L244 167H241V165L239 166V163H241V162H234L233 160H230L229 158H232V157H229V158H227V159H229V160H215L214 158H216V157H213L212 159H211V157H209L210 156V154L209 153H211V152H209V151H207L208 152V155L209 156H207L209 159L208 160H203V161H201V162H196V163H187V165L185 166V167H183V168H185V173H183V174H181L180 176H177V177H158V176H156L155 178H151V179H153V180H149V179H147L144 175H146V174H144L143 173V170H142V172H141V174L139 173L140 171L139 170H137L136 172L138 173V174H140L139 176H141V175H143V177H145V178H139L138 177V175L136 176V182H138L139 184H140V186H141V190H138V188H137V190L136 191H134V192H136V193H130V195H131V197L132 196H134V197H136V199H137V202L138 203H140V202H143V203H145L146 204V206L147 207H144V208H142V207H135V209L133 208H131L132 210L131 211H128V212H126V213H122V212H117L116 214L111 210H109L108 208H107V210H105V211H101V208H103V206H105V208L104 209H106V205H105V203H104V205L102 204L103 203V201H102V203H99L100 204V207L101 208H99V206H97L96 208H99V209H91V210H87V209H90V208H87L86 210H82V212H80V213H82V214H75V212H73V214L74 215H72L71 213H72V211H70L69 210V212H70V214H71V219H69L70 220V223H67V221H69V220H67V218H65V214L67 213L68 214V211L67 212H65V214L63 213V212H61V214H59V212H57L58 210H56L58 207H60V201H59V205H56L57 207H55V210H53L54 208H53V205H55V203H58V199L56 198V196H54V198H52L53 197V195H52V197L50 198L51 200H50V204H51V206H52V208L53 209H50V204H48V201H46V202H44L45 200H47V199H45L44 200V198L46 197H48L49 198V196H47V194L46 193H43V194H45L44 196V198H42V197H39V196H37L39 193H40V191H42L41 189L42 188H47L46 187V183H43L44 181L45 182H48L49 181V178H48V176H44L45 178H47V180L48 181H46V179L45 178H43L42 179V181L36 186V184H34L35 183V181H34V179L36 180V182H39L38 181V179H36L35 177H34V172H30L29 170H31L32 169V171H34L35 170V173H36V168H38V169H40L39 167H42V166H40V165H42V164H44L45 163V161H46V159H44V157H43V155H44V153H43V155H40V156H42V157H37L36 158V156H35V160H33L34 162H32L31 160V165H29L30 163H28V165L30 166V168L31 169H27L28 171L27 172H29L30 174L31 173H33L32 175L33 176H31L30 177V174H27L28 175V177H30L31 179H33V186H36V187H38L39 185V187H41L42 186V184L41 183H43V187L40 189V190H37L36 188L34 189V187L32 186V182L31 183H29L30 185L28 186V187H33V191H35V190H37V192L35 191L34 192V194L35 193H37L36 194V196L33 194V192L31 193V194H28L27 192H26V189H27V186H25V185H27L26 184V182H28V181H31V179H29L28 181H25V180H27L28 178L26 177L27 175H26V171H25V166L23 165L24 164V159L23 158H25V157H27L26 155H28V153L29 152H31L34 148V145H33V147L31 148H29L28 147V144L31 146L32 145V143L33 144H39L40 142H38L37 141V143H35L36 141L35 140H38L37 139V137H36V133L38 134V132H39V134L41 135V133L43 132V134L42 135H44V130L46 131V133H45V135L44 136H46L47 137V135H50L51 133H49V134H47V132L48 131H50L51 132V130L50 129H52V131L53 130H56L57 128H58V131L60 130V128H63V127H65V125H66V127L68 128V131L67 132H69V133H73V131H74V129H75V127L74 126H72L71 127V130L69 129L70 127H68V125L67 124H65L64 126H63V121L61 122V124L60 125H57L56 127H54V129H53V126L52 127H50L51 125H49L48 123H43V122H39L41 119H38V122L40 123V129H41V127H43L44 128V130L42 131V130H40L39 129V125L38 126H36L35 124H37L36 123V120H33V118L34 117H36L37 116V118H39V114L41 113V111H40V113L39 112H37L38 111V109L36 110V112H35V110H34V108L36 107H34V104L33 105H30L29 106V104L27 103L28 102V100L30 101V99H31V102L33 101V99H35L36 97V95H34V97L35 98H31V96L33 95V94H31L30 93V98H27V97H29V93H28V96H27V92H31L30 90H28L29 88H31V87H29V86H25V84H27L26 82H25V84H24V86L25 87H29L28 89L27 88H25L24 86H22V83H23V78L25 77L24 75H22V73H20V72H22V71H18L17 70V62H18V59L16 60ZM33 58V57H32ZM65 58V60H67ZM185 58H187V57H185ZM5 59L6 58H3L2 60H4L5 61ZM23 60H21L22 62L26 59V62L28 63L29 61L27 60V57L24 59V57L22 58ZM34 59V58H33ZM59 59H61V60H59ZM78 59V60H77ZM55 60V61H56ZM81 60V61H80ZM86 60V59H85ZM153 60H155V59H153ZM187 60V59H186ZM20 61V60H19ZM20 61V62H21ZM74 62V63H72V62ZM88 60H86V63L88 64V62H87ZM152 61V60H151ZM158 61V60H157ZM181 61H183V59L181 60ZM19 62V63H20ZM25 62V61H24ZM45 62H47V63H45ZM52 62V61H51ZM57 62V63H58ZM145 62V61H144ZM147 62V61H146ZM42 63V64H41ZM54 63V62H53ZM57 63H54V65L53 66H55V65H57ZM62 63V62H61ZM72 63V64H71ZM82 63V62H81ZM80 63V64H81ZM85 63V62H84ZM187 63V62H186ZM185 63V64H186ZM64 64V63H63ZM66 64H64V66H62V64H60L61 66H59V70L62 72L61 74H65V73H63V67H65V65ZM69 64H71V66H68ZM74 64V65H75ZM144 64V63H143ZM148 64H149V62H148ZM184 64V65H185ZM79 65V64H78ZM153 65V64H152ZM151 65V66H152ZM253 65V64H252ZM42 66V67H41ZM44 66V67H43ZM46 66V67H45ZM79 66H81V65H79ZM78 66V67H79ZM183 66V65H182ZM247 66V65H246ZM47 67H49V68H47ZM86 67V68H85ZM85 67H81L82 69L83 68H85L86 70L88 69L87 67H91L90 65H87L86 66V64H85ZM74 68V67H73ZM92 68V67H91ZM146 68V67H145ZM251 68H253V66H251ZM29 69V68H28ZM52 69V70H51ZM65 69V68H64ZM69 69H71V68H69ZM75 69V68H74ZM74 69H72V71H67L66 73V76H63V77H68L69 76V78L67 79V78H65L64 80H63V78L61 77V79L63 80V82H61V79L58 77V73L57 72H55L56 73V75H57V77H58V79H57V77H56V75H54L55 76V78L54 79H57L58 81H60V83H65L66 84V81L67 80H69L70 79V81L71 82H69V83H67V84H70L71 83V86H72V83H73V81H74V78H75V83H73V88H74V91H72V87H70V85H67L66 84V86H68L69 87V94L70 93H72V92H75V91H77L78 93H79V89L83 86L82 85V83H85V81L86 80H88V79H86V77H88V75L90 76V78L93 76V74H92V76H91V73H94V72H91V69L89 68V72H87L88 73V75L87 76H85L87 73H85V71L86 70H84V74H82L81 75V73H80V75H77L76 73L78 72V70L80 69V68H78L77 69V71L76 72H74L75 70ZM82 69H80V70H82ZM143 69H144V67H143ZM245 69V68H244ZM43 70H45V71H43ZM66 70V69H65ZM152 70V69H151ZM248 71V70H247ZM49 72H47V73H49ZM68 72H72L71 74H73V72H74V75L73 76H71V74L69 75V73ZM82 72V71H81ZM91 72V73H90ZM95 72H96V70H95ZM148 72V71H147ZM151 72V71H150ZM173 72H174V70H173ZM218 72V71H217ZM79 73V72H78ZM83 73V72H82ZM97 73V72H96ZM208 73V72H207ZM234 73V72H233ZM264 73V72H263ZM32 74H33V72H32ZM78 76L77 78L76 77H74V76H76V75ZM95 74V73H94ZM209 74V73H208ZM237 74V73H236ZM246 74V73H245ZM255 74V73H254ZM259 74V73H258ZM25 75H28L27 73L25 74ZM68 75V76H67ZM232 75V74H231ZM241 75V74H240ZM239 75V76H240ZM244 75V74H243ZM22 76H24V77H22ZM79 76H81V78L82 79H84L83 81H82V83H78V79L80 78ZM85 76V77H84ZM145 76V75H144ZM148 76V75H147ZM217 76H219V75H217ZM264 76V75H263ZM20 77H22V79L20 78ZM30 75L25 79L24 78V81H29L30 80ZM35 77V76H34ZM44 77H45V75H44ZM47 77V76H46ZM73 79H71V78ZM74 77V78H73ZM98 77V76H97ZM143 77V76H142ZM146 77V76H145ZM208 77V76H207ZM234 77V76H233ZM246 77V76H245ZM41 78V77H40ZM102 78V77H101ZM101 78H99V80L96 78V77H92L91 79H89L90 81H92L93 79H97L98 80V83H99V81L101 80L102 81V79ZM179 78V77H178ZM205 78V77H204ZM239 78V77H238ZM241 78V77H240ZM255 78V77H254ZM67 79V80H66ZM77 79V80H76ZM86 79V80H85ZM200 79V78H199ZM220 78H218V80H219ZM228 79V78H227ZM226 79V80H227ZM247 79V78H246ZM44 80V85H46V81ZM233 80V79H232ZM243 80V79H242ZM52 81V80H51ZM50 81V82H51ZM76 81H77V83H76ZM205 81V80H204ZM22 82V83H21ZM54 82H55V80H54ZM68 82V81H67ZM89 82V81H88ZM104 82V81H103ZM191 82V81H190ZM240 82H242V81H240ZM19 83L21 84L20 86L21 87H19ZM30 83V82H29ZM49 83V82H48ZM47 83V84H48ZM57 83V82H56ZM55 83V84H56ZM60 83H58L57 85H53L54 83H49L48 84V86L46 85L45 87H49L50 86V84L53 86V89H56L57 90V88L59 89H63L64 91H65V89L67 88L64 84H62V85H64V87H62L61 86V84ZM86 83H87V81H86ZM91 83V82H90ZM93 83H94V85H96V83L97 82H92V84H90V87H94V85H93ZM97 83V85L94 87V91H92V90H90L89 89V91L88 90H82V91H80V93L79 94H81L82 92V94H87L86 92L88 91V92H90L91 93V91H92V93H98L99 92V90L100 89H98V90H96L97 88H98V86L101 84V82L98 84ZM183 83V82H182ZM199 83V82H198ZM214 83V82H213ZM236 83V82H235ZM252 83V82H251ZM250 83V84H251ZM60 84V85H59ZM75 84V85H74ZM76 84H78L77 85V87L78 86H80L79 87V89L77 88V90H75L76 88ZM79 84H81V85H79ZM168 84H170V83H168ZM187 84V83H186ZM189 85H190V83H188ZM218 84V83H217ZM224 84V83H223ZM229 84V83H228ZM253 84V83H252ZM89 85V84H88ZM88 85H86V86H88ZM93 85V86H92ZM206 85V84H205ZM235 85V84H234ZM241 85V84H240ZM18 86V87H17ZM56 86H57V88H56ZM60 86V87H59ZM102 87L104 86L103 84L101 85ZM101 86H99V88L101 87ZM168 86V85H167ZM210 86V85H209ZM0 87V88H1ZM23 87H24V90L22 91V89H23ZM44 87V86H43ZM51 87V86H50ZM48 88L49 89V91L52 89V88ZM55 87V88H54ZM62 87V88H61ZM90 87H88V88H90ZM97 87V88H96ZM151 87V86H150ZM201 87V86H200ZM241 87V86H240ZM248 87V86H247ZM19 88V89H18ZM21 88V89H20ZM33 88V87H32ZM87 88V89H88ZM195 88H196V86H195ZM8 89V90H7ZM45 89V88H44ZM44 89H43V91H44ZM52 89V90H53ZM60 89L59 90H57L58 91V94H60ZM70 89H71V91H70ZM81 89H83V88H81ZM160 89H162V88H160ZM172 89V88H171ZM202 89V88H201ZM250 89V88H249ZM63 90H61V91H63ZM67 90V89H66ZM197 90H199V89H197ZM206 90V89H205ZM24 91H25V93H26V95H24L25 93H24ZM48 91V92H49ZM98 91V92H97ZM169 91V90H168ZM212 91V90H211ZM221 91V90H220ZM52 92V91H51ZM51 92H49V94L47 95V98L48 99H46V96L45 97H43L44 96V94H45V91H44V93H43V98H42V100H41V102L43 101H47V100H49V98H51L52 96H54V95H51L50 93ZM56 92V91H55ZM68 92L67 91H65V92H61V94L63 95V97L62 96H60L59 97V100L55 103V101L53 100V97H52V100L50 99V101H51V103H50V101H49V103H50V105H52V107H53V103H55V105H54V107H56L55 109H58V111H57V114L59 113V109H62V111L64 112H68V109H69V112L71 113V111H70V109L72 110V108H70L68 105H67V103H65L66 101H63V105H66L64 108V110H63V107L62 108H60L59 107V101H60V99H61V101H62V99L63 100H70V98H71V100H72V95L73 94H71V96L68 94ZM77 92H75V95L76 94H78ZM33 93V92H32ZM91 93V94H92ZM94 93V96L96 95ZM170 93V92H169ZM182 93V92H181ZM53 94V93H52ZM57 96H56V98H58V94L57 93H55ZM60 94V95H61ZM65 94H67V95H69L68 97H66V99L64 98V96H66ZM90 94V95H91ZM185 94V93H184ZM194 94V93H193ZM197 94V93H196ZM208 94V93H207ZM213 94V93H212ZM216 94V93H215ZM38 95V94H37ZM75 95H73L74 96V98H75ZM172 95V94H171ZM201 95H203V94H201ZM229 95V94H228ZM28 99H26L25 100V97ZM51 96V97H50ZM80 96V95H79ZM82 96V95H81ZM80 96V97H81ZM89 96V95H88ZM88 96L86 95V102L84 103V100L83 99H81V101H83V103H80V104H83V105H85V106H88V103L87 102H90L91 103V101H92V104L94 103H96L95 104V106L96 105H99V104H101L102 105V100H101V102H99V100L97 101H93V99H92V97L91 96H89L90 98H89V100L90 99H92V100H90V101H87L88 99ZM102 96V95H101ZM170 96V95H169ZM193 96H195V95H193ZM198 96V95H197ZM209 96V95H208ZM224 96V95H223ZM2 97V96H1ZM24 97V98H23ZM80 97H78V98H80ZM45 98V99H44ZM56 98H54V99H56ZM74 98H73V100L72 101H74ZM76 98H77V96H76ZM84 98H85V96H84ZM197 98V97H196ZM243 98V97H242ZM37 99L39 100L40 98H38V96H37ZM97 99V98H96ZM160 99V98H159ZM182 99V98H181ZM185 99H187V97L185 98ZM184 99V100H185ZM192 99V98H191ZM225 99V98H224ZM240 99H241V97H240ZM36 100V99H35ZM35 100H34V102H35ZM37 100V101H38ZM168 100V99H167ZM179 100V99H178ZM53 101V102H52ZM60 101V102H61ZM70 102L71 104H73V102ZM192 101V100H191ZM194 101V100H193ZM199 101V100H198ZM205 101V100H204ZM210 101V100H209ZM69 102V101H68ZM77 102V103H76ZM78 102H80V100L79 99H77V100H75V102L74 103H76V106H79L78 105ZM182 102V101H181ZM37 103V102H36ZM49 103H47L46 102V105L44 104V109H49V110H53V111H50V112H52V113H55L54 112V108L52 109V107H51V109L49 108ZM57 103H59L58 105H57ZM87 103V104H86ZM90 103H89V106H90ZM99 103V104H98ZM166 103V102H165ZM184 103V102H183ZM195 103V102H194ZM235 103V102H234ZM243 103V102H242ZM61 104V105H62ZM91 104V105H92ZM93 104V105H94ZM180 104V103H179ZM192 104V103H191ZM238 104V103H237ZM36 105V104H35ZM82 105V106H83ZM100 105V106H101ZM177 105V104H176ZM181 105V104H180ZM183 105V104H182ZM232 105V104H231ZM239 105V104H238ZM248 105V104H247ZM75 106V104H74V107H75V112H78V110H79V108H80V110H81V107H76ZM88 106V107H89ZM105 106V105H104ZM193 106V105H192ZM197 106V105H196ZM235 106H236V104H235ZM26 107H27V109L28 110H25L26 109ZM45 107H47V108H45ZM66 107L68 108L67 109V111H66ZM87 107V108H88ZM92 107V106H91ZM91 107H89V111H96V107L94 108V109H90ZM98 108H99V106H97ZM106 107V106H105ZM105 107H103V108H105ZM179 107V106H178ZM177 107V108H178ZM181 107V106H180ZM189 107V106H188ZM220 107V106H219ZM234 107V106H233ZM83 108V107H82ZM98 108H97V110H98ZM163 108V107H162ZM197 108V107H196ZM240 108V107H239ZM40 109V108H39ZM74 109V108H73ZM101 107H100V111H101ZM106 109H107V107H106ZM165 109H166V107H165ZM192 108H190V110H191ZM198 109V108H197ZM237 109V108H236ZM235 109V110H236ZM30 110H32V111H30ZM33 110H34V112H33ZM41 110H42V108H41ZM103 110L104 109H102V112H103ZM177 110V109H176ZM201 110V109H200ZM25 111H28V114L26 113L25 114ZM44 110H42V112H43ZM48 111V110H47ZM73 110H72V113L74 112ZM144 111V110H143ZM146 111V110H145ZM144 111V112H145ZM174 111V110H173ZM196 111V110H195ZM215 111V110H214ZM33 112V114L34 113H36V114H34L35 116H33V118H32V115L33 114H30V113H32ZM46 112V111H45ZM49 112V114H51ZM60 112H61V110H60ZM64 112V113H65ZM79 112H81V111H79ZM78 112V113H79ZM104 112H105V110H104ZM140 112V111H139ZM164 112V111H163ZM171 112H172V110H171ZM179 112H180V110H179ZM47 113V112H46ZM90 113V112H89ZM89 113L88 114H86V115H89ZM95 112H92V114H94ZM96 113H97V111H96ZM146 113V112H145ZM31 115V118H27V117H25V119H24V115L25 116H27L28 115V117H30V115ZM57 114H54L55 115V117H57V120L58 121H61L62 119H61V117H60V119H58L59 117L57 116ZM81 114V116H82V118H81V116L80 115H78L79 117H80V119H84L83 118V114H85L84 112L83 113H80ZM91 114V113H90ZM101 114V113H100ZM179 114V113H178ZM217 114V113H216ZM215 114V115H216ZM53 115V114H52ZM53 115V116H54ZM62 114H60L59 116H61ZM85 115V116H86ZM97 115H99V114H96V116ZM142 115H143V113H142ZM169 115V114H168ZM173 115H174V113H173ZM183 115V114H182ZM184 115H185V113H184ZM214 115V116H215ZM108 116H109V119L111 118L110 116V114H108ZM108 116H107V119H108ZM159 116V115H158ZM203 116V115H202ZM113 117V116H112ZM167 117V116H166ZM169 117H170V115H169ZM186 117H187V115H186ZM192 117V116H191ZM232 117H235V116H232ZM26 118H27V121L28 120H30L31 119V121H29V125H27L25 122H26ZM86 118H88V116L86 117ZM90 118V117H89ZM103 118V117H102ZM101 118V119H102ZM172 118V117H171ZM174 118V117H173ZM25 120V122H23L24 120ZM35 119V118H34ZM93 119V118H92ZM91 119V120H92ZM100 119V117H98V120ZM105 119H106V117H105ZM105 120V121H109L107 124L109 125L110 124V120L108 119V120ZM112 119V122H113V118H111ZM180 119H183V118H181L180 117ZM230 119V118H229ZM258 119V118H257ZM23 120V121H22ZM88 120V119H87ZM94 120H96V119H94ZM94 120H92L93 122H94ZM103 120L104 119H102V122H103ZM116 120H117V118H116ZM115 120V121H116ZM137 120V119H136ZM161 120H163L162 118H161ZM34 121V122H33ZM84 121L85 122H87L86 121V119H84ZM83 121V122H84ZM97 121V120H96ZM103 122V123H106V122ZM114 121V122H115ZM150 121V120H149ZM151 121H153V120H151ZM190 121V120H189ZM22 122H23V124H24V129H26V131L29 129V127H31V125L33 126V123H34V127H32V129L34 130H32L31 128V130L30 131H32L31 133H33V137H31L29 134H31V133H29V130L27 131V133H29L28 135H26V137H28V136H30L31 138H25V137H23V134L25 133V131H24V129H23V131H22V128H23V125H22ZM102 122H100V120H99V123L101 124V125H103V127L105 126V128H106V124L104 125V124H102ZM113 122V123H114ZM117 122H118V120H117ZM172 122V121H171ZM214 122V121H213ZM89 122H87V124H88ZM92 123V122H91ZM130 123V122H129ZM132 123H134V120L132 121ZM142 123V122H141ZM149 123V122H148ZM166 123V122H165ZM168 123V122H167ZM225 123V122H224ZM227 123V122H226ZM92 124H94V123H92ZM131 124V123H130ZM229 124V123H228ZM231 124V123H230ZM25 125H27V127L28 128H25L26 126ZM42 125V126H41ZM63 126V127H58V126ZM90 125V124H89ZM108 125H107V128H108ZM116 124H114V126H115ZM166 125V124H165ZM49 126V127H48ZM90 126H94V125H90ZM127 125H125L124 127L122 126V128L125 130V128H127L126 127ZM150 126H152L151 124H150ZM159 126V125H158ZM169 126V125H168ZM35 127H38V128H36V129H38L39 131L38 132H36V129H34ZM66 127L64 128V129H62V130H60L58 133L59 134H57L56 132H52V134L53 135H58V138L60 137L59 135H60V133H62L63 134V136L62 137H65V134L67 133V132H65V134H64V131H65V129H66ZM74 127V128H73ZM131 127V126H130ZM48 128V129H47ZM50 128V129H49ZM72 128H73V131H72ZM92 128H94V127H92ZM96 128V127H95ZM93 129V131L95 130V132L96 133H99L101 130H100V128H102V127H99V129L98 130H100V131H98L97 129ZM112 128V127H111ZM114 128V127H113ZM115 128H118V130L121 128H119V127H116L115 126ZM133 128V127H132ZM144 128V127H143ZM149 128V127H148ZM147 127H146V129H148ZM199 128H201V126L199 127ZM221 128H223L224 129V127H221ZM260 128V127H259ZM48 131H47V130ZM103 129V128H102ZM137 129V128H136ZM151 129V131L154 129V127H153V129H152V127L150 128ZM150 129L148 130L150 133H152L151 131H150ZM159 129H161V127L159 128ZM215 129V128H214ZM76 130H78L77 128H76ZM75 130V131H76ZM105 130V129H104ZM109 130V129H108ZM123 130V131H124ZM155 131H156V127H155V129H154ZM166 130V129H165ZM171 130V129H170ZM216 130V129H215ZM226 130V129H225ZM257 130V129H256ZM40 131H41V133H40ZM70 131H72V132H70ZM74 131V132H75ZM79 131H81V130H79ZM79 131H78V133H79ZM93 131H90V134H88V135H90L91 136V134H92V132ZM117 131V130H116ZM120 132H121V129L119 130ZM125 131H127V132H129L128 131V129L127 130H125ZM125 131L124 132H121V134L122 133H124V134H127V133H125ZM136 131V130H135ZM158 131H160V130H158ZM24 132V133H23ZM95 132H93V134L95 133ZM102 132V131H101ZM104 132V131H103ZM106 132V131H105ZM110 132H111V130H110ZM113 132H114V130H113ZM154 132V131H153ZM166 132H168V131H166ZM178 132V131H177ZM190 132H191V130H190ZM199 132H200V130H199ZM216 132V131H215ZM76 133H77V131H76ZM81 134H82V132H80ZM108 133V132H107ZM107 133H106V135H107ZM130 133H131V131H130ZM129 133V134H130ZM136 133H139V132H136ZM144 134H145V131L143 132ZM160 133V132H159ZM169 133V132H168ZM218 133H220V132H218ZM223 133V132H222ZM26 134V133H25ZM38 134V135H39ZM74 134V133H73ZM73 134H71L72 136H73ZM101 133H99L98 135H100ZM146 134H147V132H146ZM149 134V133H148ZM161 134V133H160ZM229 134V133H228ZM232 134V133H231ZM39 135V138L41 139V137L43 138V139H41V141L42 140H44V137L43 136H40ZM71 135H70V137H71ZM75 135V134H74ZM77 135V138L80 136V134H76ZM87 135V134H86ZM85 136L84 135V137H83V141L81 140V141H79L80 143H84V145H85V143H88L87 141L88 140H90L91 139V142L95 139H93L92 140V137H90V136ZM104 135V133L102 134V136ZM106 135H104V136H106ZM134 135H139V134H134ZM133 135V133H132V136H134ZM162 135H164L163 133H162ZM161 135V137L163 138V136ZM165 135H166V133H165ZM169 135H170V133H169ZM171 135H174L173 133L171 134ZM171 135H170V137H171ZM187 135H189L188 133H187ZM193 135H195V134H193ZM192 135V136H193ZM197 135V134H196ZM220 135H221V133H220ZM243 135V134H242ZM92 136H95V135H92ZM127 136V135H126ZM146 136V135H145ZM153 136V133H152V135L151 136H149V137H152ZM156 136V135H155ZM234 136V135H233ZM240 136H241V134H240ZM253 136V135H252ZM36 137V138H35ZM45 137V138H46ZM52 137V135L51 136H49L48 138H51ZM62 137H61V139H62ZM86 137H90V139H88V140H86ZM123 137V136H122ZM129 137V136H128ZM139 137H140V135H139ZM138 137V138H139ZM159 135H158V139H159ZM165 137V136H164ZM190 136H188V138H189ZM198 137V136H197ZM217 137V136H216ZM23 138V139H22ZM33 138V142H32V139ZM34 138H35V140H34ZM47 138V139H48ZM72 138V137H71ZM73 138L75 139V136H73ZM124 138V137H123ZM132 139V142H133V138L132 137H129L128 139ZM156 138V140H153V142H154V144L156 143V142H158L159 143V140ZM162 138H161V140H162ZM169 138V137H168ZM184 138V137H183ZM209 138V137H208ZM230 138V137H229ZM259 138H261V137H259ZM258 138V139H259ZM24 139H27V140H24ZM39 139V140H40ZM56 140V137L55 138H51V139H48V140H46V141H44V142H46V143H44V142H42V145H43V143H44V145L43 146H45V144H47V142L49 143L50 142V140H53L54 142H55V140ZM66 139V138H65ZM102 139V138H101ZM142 139V138H141ZM140 138H139V140H141ZM145 139V138H144ZM153 139H155V137H153ZM166 139L167 138H165L164 140L166 141ZM190 139V138H189ZM22 140V141H21ZM24 140V141H23ZM31 140V141H30ZM72 139H70L69 140V137H67V139L66 140H64L63 141V139L61 140V142L63 143V142H65V141H67V142H65V143H67L68 144V142H70ZM79 140V139H78ZM77 140V141H78ZM86 140V141H85ZM104 140V139H103ZM122 140V139H121ZM138 140V139H137ZM138 140V141H139ZM161 140H160V143H161V145H162V142H161ZM203 140V139H202ZM211 140H212V138H211ZM232 140V139H231ZM20 142V145L18 144L19 142ZM35 141V142H34ZM57 141V143L55 142V144H57L58 145V143H60V141H59V139L58 140H56ZM59 141V142H58ZM74 141V140H73ZM73 141H71L70 143L72 144V142ZM77 141H75V142H77ZM95 141H99V137H98V140H97V138L95 139ZM92 142L93 143V146H94V143H96V142ZM129 141V140H128ZM164 141V142H165ZM169 141V144H170V141H171V138H170V140H168ZM196 141V140H195ZM200 141V140H199ZM25 143V144H27L26 145V147H28L29 148V152L28 153H25L24 152V150L23 149H25V145H23L22 143ZM30 142V143H29ZM52 142V141H51ZM75 142H73V147L75 146V145H80V143L78 142V144L77 143H75ZM103 142V141H102ZM102 142H101V144H100V147H101V145H103L105 142H103V144H102ZM123 142V141H122ZM122 142H121V144H122ZM126 142V140L124 139V142H123V144H124V146L127 144V143H125ZM141 142V141H140ZM190 142V141H189ZM193 142V141H192ZM218 142V141H217ZM225 142H227V140L225 141ZM234 142V141H233ZM246 142V141H245ZM65 143H63L62 145H61V143H60V146H62V149L60 150V152L62 153V151H64L65 153H67V155H65V153H64V155H63V153H62V155L63 156H68V155H72V154H74L75 152H79L78 151V149H81V146H83V145H80V146H78V148H74V149H72V153H71V150H69V149H64V147L63 146H65V147H67V144H65ZM89 143H90V141H89ZM99 143H100V141H99ZM117 143V142H116ZM129 143V142H128ZM145 143V142H144ZM144 143L143 144H141V143H139V144H141V145H144ZM157 143V144H158ZM160 143H159V147H160ZM173 143V142H172ZM171 143V144H172ZM178 143V142H177ZM253 143V142H252ZM37 144V145H38ZM53 146H55V144H53V143H51ZM65 144V145H64ZM70 144V145H71ZM114 144V143H113ZM132 144H134V143H131V141H130V145H132ZM150 145H151V143H149ZM149 144H147V146L149 145ZM168 144V143H167ZM167 144H166V146H167ZM246 144V143H245ZM249 144V143H248ZM17 145H18V147L19 146H21V147H19V148H22V145L24 146V148H22V150L20 151V150H18L19 148L17 147ZM36 145V146H37ZM41 145V144H40ZM39 145V146H40ZM50 145V144H49ZM48 145V146H49ZM56 145V146H57ZM97 145H98V143H97ZM106 145V144H105ZM108 145V144H107ZM116 145V144H115ZM120 145V144H119ZM129 145V146H130ZM149 145V146H150ZM173 145V144H172ZM182 145H184L183 143H182ZM189 143L187 144V146L185 147V145H184V147H185V150H187V149H190L189 148ZM192 145V144H191ZM218 145V144H217ZM247 145V144H246ZM253 145V144H252ZM262 145V144H261ZM36 146H35V148H36ZM39 146H37V150H38V147ZM43 146H41V147H43ZM47 146V145H46ZM45 146V147H46ZM60 146H59V148H60ZM69 146V145H68ZM76 146V147H77ZM93 146H92V149H94L93 148ZM95 146H96V144H95ZM99 146V145H98ZM123 146V145H122ZM163 146V145H162ZM169 146H171V145H169ZM169 146H167L168 148H169ZM203 146V145H202ZM258 146V145H257ZM40 147V148H41ZM52 147V146H51ZM72 147V146H71ZM89 148L91 147V144L88 146ZM88 147L86 148V147H84L85 149H88ZM99 147V149H97V150H99L100 151V153L103 151V148L101 149ZM125 147H127V146H125ZM125 147H123L122 148V150L125 148ZM133 148H134V146H132ZM131 146H130V148H132ZM140 148H141V146H139ZM167 147H165L166 149H167ZM251 147V146H250ZM254 147V146H253ZM28 148H26L25 149V151L28 149ZM39 148V149H40ZM47 148V147H46ZM46 148H42L43 150L44 149H46ZM49 148V147H48ZM104 148H105V146H104ZM137 148H138V146H137ZM142 148H144V146L142 147ZM182 148H183V146H182ZM187 148V149H186ZM203 148H204V146H203ZM216 148H219V147H216ZM258 148V147H257ZM31 149V150H30ZM56 149V148H55ZM54 149V150H55ZM57 149H58V147H57ZM64 149V150H63ZM84 149V150H85ZM96 149V148H95ZM145 149V148H144ZM163 149V148H162ZM194 150H196L195 148H193ZM250 149V148H249ZM49 150V149H48ZM65 150H67V152L65 151ZM74 150H76V151H74ZM97 150H95V151H97ZM107 150V149H106ZM119 150V149H118ZM124 150H126V149H124ZM146 150V149H145ZM174 150V149H173ZM182 150H184V149H182ZM184 150V151H185ZM209 150V149H208ZM230 149L228 148V151H229ZM251 150V149H250ZM18 151H19V153H18ZM56 151V150H55ZM68 151H70V153H68ZM74 151V152H73ZM81 151V150H80ZM93 151V150H92ZM95 151H94V153H91V151H89V149L88 150H86V153L87 152H90L91 154H93V156H94V154H95ZM132 151H135L134 149L132 150ZM165 151V150H164ZM184 151H181V154L184 152ZM188 151V150H187ZM186 151V152H187ZM228 151H226L227 153H224V155L225 156H228V154H229V152ZM234 151V150H233ZM233 151H230V152H233ZM259 151H261L260 149L258 150V152ZM20 152H22V153H20ZM27 152V151H26ZM40 152V151H39ZM42 152V151H41ZM56 152H58V151H56ZM60 152H58V154L60 153ZM82 152H83V149H82ZM107 152H109V149L107 150ZM106 152V153H107ZM117 152V151H116ZM138 152H139V150H138ZM144 152H146V151H144ZM150 152H151V150H150ZM153 152V151H152ZM167 152H171V151H167ZM178 152V151H177ZM206 152V153H207ZM212 152H213V150H212ZM220 152V151H219ZM223 152H225V151H223ZM247 152H249L248 151V149H247ZM253 153V151H250V153ZM256 152V151H255ZM257 152V154L255 155L256 156V158H255V156H251V154L249 153V155H248V157L246 158V160L247 159H251L250 161L252 162V160H253V158H255L254 159V161H257L256 159L258 158L259 159V157L257 156V155H259L260 153H258ZM263 153H264V150L262 151ZM26 155H25V154ZM33 153V152H32ZM31 153V154H32ZM45 153H47V152H45ZM60 153V154H61ZM85 152H83V154H84ZM86 153L83 155V159L81 158V160L83 161V160H85V155H86ZM90 153H88L87 155H89V159H87L86 160V163L87 162H89L91 159L92 160H95L96 158H94L93 159V156L91 155L90 156ZM100 153L97 155V156H100L101 157V155L102 156H104V155H106L105 153H104V155H103V152L101 153V155H100ZM111 153H112V150H111ZM147 154H148V152H146ZM154 153V152H153ZM164 153H166V152H164ZM175 153V152H174ZM220 153H222V152H220ZM245 153V152H244ZM23 155V156H20V155ZM30 153H29V155L32 157V155L34 156V154H36V152L34 153V154H32L31 155ZM37 154H38V152H37ZM51 154V153H50ZM49 154V155H50ZM58 154L56 155V156H58ZM80 154H82V153H80ZM108 154V153H107ZM110 154V153H109ZM113 154V153H112ZM111 154V155H112ZM121 154V153H120ZM118 155V156H122L123 158H125V160L127 159L125 156H123L122 154L121 155ZM133 154V153H132ZM161 155L163 154V152L162 153H160ZM171 154H172V152H171ZM180 154V155H181ZM185 154V153H184ZM219 154V153H218ZM218 154H216V155H218ZM231 154V153H230ZM246 154H248V153H246ZM28 155V156H29ZM47 155V154H46ZM78 156V153H75V156ZM86 155V157L88 158V156ZM95 155V156H96ZM139 155V154H138ZM141 155V154H140ZM149 155V154H148ZM147 155V156H148ZM190 155V154H189ZM189 155H188V157H189ZM213 155V154H212ZM211 155V156H212ZM264 155V154H263ZM263 155H262V157H263ZM52 156H53V158H57L54 154H52ZM62 156V157H63ZM74 156V155H73ZM76 156V157H77ZM94 156V157H95ZM117 156V157H118ZM132 156H134V155H132ZM142 157L144 156V155H141ZM152 156H155L154 154H152ZM163 156V155H162ZM169 156H170V154H169ZM173 156V155H172ZM186 156V155H185ZM251 158H250V157ZM259 156H261V155H259ZM59 158H57V159H60V156H58ZM70 157V156H69ZM78 157H81V156H78ZM77 157V158H78ZM99 157V159H101ZM110 157V156H109ZM113 157V156H112ZM137 157H139V156H137ZM136 157V155H135V157H133V158H135L136 160H139V158H137ZM158 157V156H157ZM160 157V156H159ZM163 157H165V156H163ZM171 157V156H170ZM174 157H175V154H174ZM178 156H176V158H177ZM180 157V156H179ZM184 157V156H183ZM235 157V156H234ZM33 158V157H32ZM39 158V160H37ZM40 158H41V160H40ZM42 158H43V160H42ZM51 157L49 156L48 157V163H49V161H51V162H53L51 159H50ZM68 158V157H67ZM71 158H73V157H71ZM121 158V157H120ZM219 158H220V155H219ZM236 159L238 158L237 156L235 157ZM261 158V157H260ZM34 159V158H33ZM57 159L55 160V163H56V161H57ZM61 159H63V158H61ZM60 159V160H61ZM76 159V158H75ZM99 159H98V157H97V159L96 160H98L97 162L99 163L97 166H96V168H98V166L100 165V162H99ZM106 159V158H105ZM112 159H114V158H112ZM118 159H119V157H118ZM122 159V158H121ZM141 159H143V158H141ZM141 159H140V161H141ZM166 159V161L169 159H167V158H165ZM200 159V158H199ZM226 159V158H225ZM67 160V159H66ZM65 160V161H66ZM111 160V159H110ZM115 160H117V158H115ZM123 160V159H122ZM121 160V161H122ZM130 160V159H129ZM173 160V159H172ZM239 160V159H238ZM263 160V159H262ZM40 161V165H39V163H37V162H39ZM43 161V163H41ZM59 161V160H58ZM64 161V162H65ZM67 161H74V163H75V160H67ZM82 161H77L79 164H80V162H81V164H82ZM103 161V160H102ZM105 161H107V160H105ZM112 161V162H111ZM110 161V163H113L114 161L113 160H111ZM124 161V160H123ZM127 161V160H126ZM143 161V160H142ZM141 161V162H142ZM236 161V160H235ZM249 161V166L250 165H252L251 164V162ZM45 163L46 164V166L48 165V163ZM64 162H63V165H65L64 164ZM76 162V163H77ZM94 162H96V161H94ZM94 162H89L90 164H92V163H94ZM125 162V161H124ZM132 162H133V160H132ZM139 162V161H138ZM141 162H140V164H141ZM190 162V161H189ZM247 162H248V160H247ZM26 163V162H25ZM38 164L39 165V167H37V165H36V167H35V169L33 170V164ZM54 163V165H58L57 163L55 164ZM72 163V162H71ZM77 163V166L79 165ZM107 163H109V162H106L105 164L107 165ZM114 163H116V161L114 162ZM119 163V162H118ZM129 162H126V164H128ZM34 164V165H35ZM67 165H68V163H66ZM88 164V163H87ZM85 165V163H84V165H85V167L84 168H86V166H88V165ZM104 164V163H103ZM104 164V165H105ZM134 164V163H133ZM135 164H136V162H135ZM254 164H255V162H254ZM253 164V165H254ZM257 164V163H256ZM27 165V164H26ZM27 165V166H28ZM74 165H76V164H74ZM93 165H95V163L93 164ZM105 165V166H106ZM111 165H113L114 166V168H115V166H120V164L119 165H115V164H111ZM110 165V166H111ZM124 165V164H123ZM25 168H24V167ZM45 166V165H44ZM50 166V165H49ZM48 166V167H49ZM72 166V165H71ZM139 166H141V165H139ZM243 166V165H242ZM257 166V165H256ZM260 166H262L261 164H260ZM264 166V165H263ZM52 167H53V165H52ZM93 168L95 167V166H92ZM101 166H99V168H100ZM103 168H104V166H102ZM112 167V166H111ZM110 167V169H109V165H108V167H106V168H102L101 169V171H102V175H104V177L105 178H107L105 175L107 174H105V173H103V171L105 170L106 171V169H107V171H108V169H109V171L111 170V169H114V168H111ZM131 167H134V166H131ZM253 167V166H252ZM23 168H24V172H26V173H24L23 175H25V176H23L22 175V173H23ZM29 168V167H28ZM46 168V167H45ZM56 168H58V167H56ZM55 167L54 168H52V171H53V169H56ZM59 168H61V167H59ZM62 168H64L63 166H62ZM65 168H70L71 169V167L69 166H66L65 165ZM95 168V169H96ZM125 168V167H124ZM143 168V167H142ZM249 168V167H248ZM41 169H43V168H41ZM50 169V168H49ZM49 169H46V170H49ZM70 169H68V170H70ZM117 169V168H116ZM122 169V168H121ZM129 168H127V170H128ZM136 169H138V167L136 168ZM135 169V170H136ZM139 169H141V167L139 168ZM239 169H241V170H239ZM45 170V169H44ZM64 171H65V169H63ZM67 170V171H68ZM74 170H76V171H74L76 174H80V173H78L79 172V169H74ZM77 170H78V172H77ZM84 170V169H83ZM90 170V169H89ZM97 170V169H96ZM118 170H120V169H118ZM133 170H134V168H133ZM133 170H132V172H133ZM249 170H250V168H249ZM41 172V171H43V170H38L37 172ZM57 172H59V170H56ZM56 171H54L55 173H57ZM63 171V172H64ZM66 171V172H67ZM98 171H100V169H98ZM108 171V172H109ZM113 171V170H112ZM122 171H123V169H122ZM122 171H120V173L122 172ZM129 171V170H128ZM246 171H247V169H246ZM40 172H39V174H37L38 176H40ZM48 172H51V170H49ZM46 173V174H49V173ZM54 172H52V173H54ZM70 172V171H69ZM87 172V171H86ZM88 172H90L91 173V171H88ZM87 172V173H88ZM92 172H94V171H92ZM114 172V171H113ZM112 172V173H113ZM144 172H146L145 170H144ZM51 173V174H52ZM65 173V172H64ZM63 173V174H64ZM71 173H73V171L72 172H70V174ZM90 173H89V175H90ZM96 173V172H95ZM94 173V174H95ZM112 173L110 174V175H112ZM127 173V172H126ZM134 173V172H133ZM143 173V174H142ZM46 174H44V175H46ZM51 174H50V176H51ZM59 174H60V172H59ZM63 174H62V176H63ZM69 174V176H72V174L70 175ZM94 174H93V177H94ZM100 174V173H99ZM99 174H95L97 177L99 176H101V175H99ZM129 174H130V172H129ZM136 174V173H135ZM58 175V174H57ZM73 175H74V173H73ZM85 175V174H84ZM87 175V174H86ZM108 175V174H107ZM36 176V175H35ZM49 176V177H50ZM80 176V175H79ZM79 176H77L76 175V177H79ZM109 176V175H108ZM113 176L115 177V175L113 174L112 175V177L111 178H113ZM37 177V176H36ZM52 177V176H51ZM55 177H56V175H55ZM54 177V178H55ZM59 177V176H58ZM57 177V178H58ZM72 177H75V176H72ZM72 177H70L71 178V181H73L72 179ZM75 177V178H76ZM89 177H90V179H89ZM88 177V175H87V179H89V180H91L93 177H91V175ZM110 177V176H109ZM130 177H132V176H129L128 177V179L130 178ZM138 177V178H137ZM26 178V179H25ZM38 178V177H37ZM41 178V177H40ZM55 178V180H58V179H60L59 181H61V179H63V177H61L60 176V178ZM70 178H67L68 180L70 179ZM105 178H103V179H105ZM116 178V177H115ZM134 178V177H133ZM79 179H83V178H79ZM87 179H83V181H86V182H84V184L85 183H87ZM96 179V178H95ZM98 180L97 181H99V178H97ZM100 179H101V177H100ZM109 179V178H108ZM131 179L132 178H130V181H131ZM41 180V179H40ZM51 180V183L53 184V185H51L50 183H49V186H48V184H47V186H48V188L50 187L52 190H53V188H54V185H55V183L57 182H52V179H50ZM54 179H53V181H55ZM111 180V179H110ZM134 180V179H133ZM64 181V180H63ZM63 181H62V183H63ZM103 181V180H102ZM102 181H99V182H102ZM130 181H129V183H130ZM68 182V181H67ZM70 182V181H69ZM89 182V184L90 183H93V180H92V182H90V181H88ZM98 182V183H99ZM104 182V181H103ZM126 182V181H125ZM136 182H134V185L136 184ZM58 183V182H57ZM59 183H61V182H59ZM61 183V184H62ZM73 183V182H72ZM78 183V182H77ZM76 183V184H77ZM95 183V182H94ZM61 184H58V186H57V184H56V186H55V190L57 189V192H59V188H61V187H59V186H62ZM70 185H71V183H69ZM75 184V185H76ZM79 185H81L82 184V182H81V184H80V182L78 183ZM100 184V183H99ZM53 186V187H51V186ZM69 185V186H70ZM78 185V186H79ZM86 185V184H85ZM133 185V186H134ZM69 186H68V188H69ZM74 185H72V187H73ZM78 186L77 187H71L72 189V191L74 190V188H78ZM93 186L94 187H101V185H99V186H95L94 184H93ZM56 187H58V188H56ZM64 187V186H63ZM81 187H82V185H81ZM81 187L79 186V188L78 189H80V191H81ZM86 187V186H85ZM99 187V188H100ZM48 188L46 189V191H48ZM39 189V188H38ZM63 189H65V188H63ZM63 189H61L60 190V193H62L61 191H63ZM87 189V188H86ZM95 188H93V190H94ZM27 190H31V189H27ZM44 191H45V189H43ZM54 190V191H55ZM68 190V189H67ZM69 190H70V188H69ZM84 190L85 189H83V192H84ZM97 190V189H96ZM99 190V189H98ZM39 191V192H38ZM49 191H50V189H49ZM54 191H51L50 193H55ZM75 191H76V189H75ZM100 191V190H99ZM99 191H98V193H99ZM56 192V193H57ZM64 192V191H63ZM82 192V191H81ZM95 192V191H94ZM97 192V191H96ZM66 193V192H65ZM65 193H63L64 194V198L65 197H68V193H67V196H65ZM74 194H75V192H73ZM43 194H42V196H43ZM74 194H72V193H69V195H71L70 197H71V199L72 200H74V196H72V195H74ZM87 194V193H86ZM89 194H91V193H89ZM94 194V193H93ZM100 194L102 195V191L100 192ZM39 195H41V194H39ZM51 195V194H50ZM76 195V194H75ZM77 195L79 196V193H77ZM81 195V194H80ZM88 195V194H87ZM99 195V194H98ZM78 196H76V197H78ZM97 193H96V195L94 196L95 198V200L97 201ZM100 196V195H99ZM36 197H39V198H41L39 201H43L44 203H46V204H48V208H47V206H40V205H43V202L42 203H40V205L38 204V202H37V200L39 199H37ZM62 197V198H63ZM91 197V196H90ZM93 197V196H92ZM60 198V197H59ZM62 198H60V199H62ZM64 198H63V202L64 201H66L67 203H65V205L63 204V203H61V206L62 205H64V207H66V205L67 204H69L68 202V199H69V197H68V199L66 200H64ZM104 198V197H103ZM53 199V200H52ZM57 199V200H56ZM92 199V198H91ZM100 200H102L101 198H99ZM98 199V200H99ZM133 199V198H132ZM55 200V201H54ZM72 200L70 201V202H72ZM51 201H54V204H52L53 202H51ZM57 201V202H56ZM81 201H83V200H81ZM136 201V200H135ZM134 200H133V204H134V202H135ZM74 202V201H73ZM125 202V201H124ZM132 202V201H131ZM95 204H97L96 202H94V208H95ZM131 204V203H130ZM129 204V205H130ZM132 204V205H133ZM131 205V206H132ZM135 205V204H134ZM68 206V205H67ZM91 206V205H90ZM63 206H62V208H61V211L63 210V208H64ZM133 207V206H132ZM29 209H32V211L31 210H29ZM65 209V208H64ZM53 210V211H52ZM59 210H60V208H59ZM65 211V210H64ZM53 212L55 213V215L53 214ZM57 213V214H56ZM60 216L61 217V219H62V217H63V222H64V220H66V222L65 223H63L62 222V220H61V222L63 223H60V222H58L60 219H59V217L58 216ZM63 215V216H62ZM56 216L58 217V220L56 219ZM67 216V215H66ZM69 216V215H68ZM55 217V218H54ZM65 218V219H64ZM70 218V217H69ZM68 225V226H67Z\"/></svg>",
	"mask_w": 264,
	"mask_h": 264
}]
</instances>
